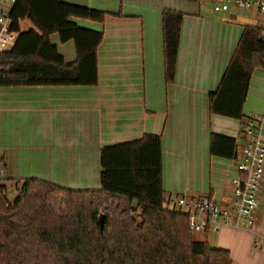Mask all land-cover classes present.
Instances as JSON below:
<instances>
[{"label": "crops", "instance_id": "1", "mask_svg": "<svg viewBox=\"0 0 264 264\" xmlns=\"http://www.w3.org/2000/svg\"><path fill=\"white\" fill-rule=\"evenodd\" d=\"M61 1L106 13L102 23L72 19L102 32L96 51L98 82L88 87H0L3 177L15 184L35 179L68 190L98 191L100 150L151 135L161 139L165 199L175 195L228 202L238 173L233 160L211 154V136L232 139L235 148L243 144L246 118L264 116V69L252 74L243 120L212 114L209 95L244 27L261 25L256 8L231 5L227 12L215 13L212 0ZM0 10L9 11L2 4ZM165 10L183 15L170 83L164 78ZM30 27L28 21L21 23L22 31ZM10 34L16 41L17 34ZM49 39L65 63L76 61L72 41L60 43L57 35ZM257 202L251 231L223 227L210 242L205 236L211 246L229 253L231 264H264V247L254 246L264 233L263 180Z\"/></svg>", "mask_w": 264, "mask_h": 264}, {"label": "trees", "instance_id": "2", "mask_svg": "<svg viewBox=\"0 0 264 264\" xmlns=\"http://www.w3.org/2000/svg\"><path fill=\"white\" fill-rule=\"evenodd\" d=\"M105 15L61 0H15L8 29L17 38L10 51L0 53V87L97 85L102 32L72 19L102 23ZM182 18L170 10L161 15L166 83L174 78ZM23 21L31 25L26 31L21 30ZM51 35L60 43H74V63H65ZM263 54L261 26L244 27L217 89L209 95L212 114L243 120L250 79L263 68ZM234 150L232 139L211 136L212 155L232 160ZM100 168L98 191L27 179L12 202L1 183L8 180L0 177V264H231L227 251L193 240L187 216L163 209L158 136L103 147ZM104 206L100 229L97 212Z\"/></svg>", "mask_w": 264, "mask_h": 264}, {"label": "built area", "instance_id": "3", "mask_svg": "<svg viewBox=\"0 0 264 264\" xmlns=\"http://www.w3.org/2000/svg\"><path fill=\"white\" fill-rule=\"evenodd\" d=\"M215 13L227 12L231 5L236 9L256 8L261 17L264 36V0H212ZM15 0H0V4L12 7ZM0 53L10 51L14 38L9 32L8 12L0 10ZM264 69V54L262 59ZM243 144L236 146L232 160L238 176L231 181V195L228 202L217 203L209 197L186 199L171 195L165 199L163 209L188 217V228L205 236L217 234L221 228L251 231L255 224V210L261 182L264 178V116H250L243 123ZM0 177L3 172L0 169ZM19 190H14L17 195ZM111 203V202H110ZM105 209H100L103 215ZM255 248L264 247V233Z\"/></svg>", "mask_w": 264, "mask_h": 264}, {"label": "rangeland", "instance_id": "4", "mask_svg": "<svg viewBox=\"0 0 264 264\" xmlns=\"http://www.w3.org/2000/svg\"><path fill=\"white\" fill-rule=\"evenodd\" d=\"M7 8H8V10L10 9V7H8V6H7ZM259 69H262V68H259ZM261 115H263V114H261ZM263 182H264V179H263ZM1 183H2V185H4L6 187L8 200L10 202H12L17 197V195H14L13 194L14 193V190L16 189V184L13 183V182L6 181V180L1 181ZM17 185H18L17 186V189L18 190H21V186H22L21 183H18ZM108 206H109V203H108ZM102 208H105V206L104 207H101L100 209H102ZM100 209L97 212L98 215H100V213H99ZM137 214H139V212H137ZM136 221H137L136 223H138V219H136ZM213 237H214V234L213 233H210L207 236V240L210 242L213 239ZM192 238L196 242H203V241L206 240L205 235L203 233H201V232H193L192 233ZM212 247H214L213 244H212Z\"/></svg>", "mask_w": 264, "mask_h": 264}, {"label": "water", "instance_id": "5", "mask_svg": "<svg viewBox=\"0 0 264 264\" xmlns=\"http://www.w3.org/2000/svg\"><path fill=\"white\" fill-rule=\"evenodd\" d=\"M103 219H104L103 215L98 216V223H99L100 229H102L103 227Z\"/></svg>", "mask_w": 264, "mask_h": 264}, {"label": "bare ground", "instance_id": "6", "mask_svg": "<svg viewBox=\"0 0 264 264\" xmlns=\"http://www.w3.org/2000/svg\"><path fill=\"white\" fill-rule=\"evenodd\" d=\"M17 188V187H16Z\"/></svg>", "mask_w": 264, "mask_h": 264}]
</instances>
